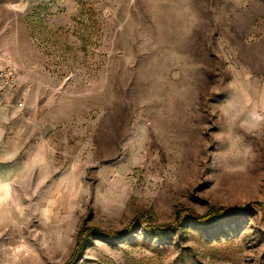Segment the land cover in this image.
Returning <instances> with one entry per match:
<instances>
[{"label":"rangeland","instance_id":"rangeland-1","mask_svg":"<svg viewBox=\"0 0 264 264\" xmlns=\"http://www.w3.org/2000/svg\"><path fill=\"white\" fill-rule=\"evenodd\" d=\"M7 62L0 264H264V0H0Z\"/></svg>","mask_w":264,"mask_h":264},{"label":"built area","instance_id":"built-area-1","mask_svg":"<svg viewBox=\"0 0 264 264\" xmlns=\"http://www.w3.org/2000/svg\"><path fill=\"white\" fill-rule=\"evenodd\" d=\"M18 75L11 62L0 64V111L9 106L14 110L24 108L23 94H17Z\"/></svg>","mask_w":264,"mask_h":264},{"label":"trees","instance_id":"trees-1","mask_svg":"<svg viewBox=\"0 0 264 264\" xmlns=\"http://www.w3.org/2000/svg\"><path fill=\"white\" fill-rule=\"evenodd\" d=\"M192 216L191 217H194L193 219H195V221L199 222V223H207L208 221L210 220H216L217 218H219L221 215H223V208L222 207H219V206H215L213 208H211L205 215H202V216H193V214H191ZM147 230H158L160 229L159 227H155V226H148L146 228ZM90 231V232H89ZM91 231L94 232V230H88V229H82L80 230L78 233H77V236L80 237L83 233H89L88 235L91 234ZM103 237L105 238H115L116 237V234L115 235H108V234H103Z\"/></svg>","mask_w":264,"mask_h":264},{"label":"crops","instance_id":"crops-1","mask_svg":"<svg viewBox=\"0 0 264 264\" xmlns=\"http://www.w3.org/2000/svg\"><path fill=\"white\" fill-rule=\"evenodd\" d=\"M6 110L8 111V110H14V109L10 108L9 106H5V107L2 108V110L0 111V126L2 125L1 123H2L3 119H4V121H6L7 123H8V122L11 123V121H12V116L16 114L14 111H10V112H11V115H10V116H4ZM16 111H17V110H16ZM7 130H8V129H7ZM2 131H3V130L0 129V133H1ZM9 143H10V142H9ZM10 147H11V146L9 145V147H8L7 149H8V150H11ZM8 153H9V152H8ZM5 167H6V166H5ZM3 172H4V171L2 170V172H0V174L3 173ZM6 172H7V171H6ZM6 172H4V173H6ZM7 183H8L7 178H6V176L4 175V177L2 178V182H1V180H0V184H3V185L6 186Z\"/></svg>","mask_w":264,"mask_h":264}]
</instances>
